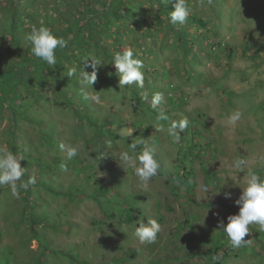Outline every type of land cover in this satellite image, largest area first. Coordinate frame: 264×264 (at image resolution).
Here are the masks:
<instances>
[{
	"label": "rangeland",
	"instance_id": "rangeland-1",
	"mask_svg": "<svg viewBox=\"0 0 264 264\" xmlns=\"http://www.w3.org/2000/svg\"><path fill=\"white\" fill-rule=\"evenodd\" d=\"M30 1L45 9L38 22L45 26V19L50 20L59 30L57 37L64 32L56 11L61 8L65 15L78 7L77 0L72 5L68 0H61L63 5L59 0ZM7 4L0 0V18ZM143 4L141 10H147ZM187 6L188 19L206 22L197 26L203 32L176 27L187 32L180 41L166 23L153 20L141 34L128 31L124 50L143 61L144 75L145 68L153 69L151 82L142 89L94 83L87 91L99 97L97 102L86 99L77 78L67 75L75 69L74 60L59 69L63 91L77 104L86 102L98 125L110 123V133L78 120L53 82L27 119L17 117L25 110L22 106L15 113L9 102L2 107L0 148L12 151L9 140L16 137L23 165L36 182L26 191L19 189L18 196L8 186L0 187V264H264V231L257 225H249L245 240L251 243L239 248L229 247L218 227L219 221L226 225L229 215L239 213L235 201L244 186V173L229 165L242 157L248 161L246 171L264 179V0H187ZM113 43L111 36L103 39L110 50ZM247 43L257 53H243ZM6 44L0 36V66L3 57L19 61ZM89 54L105 63L97 76L108 71L98 52ZM72 57L78 58L77 52ZM155 93L162 94L164 104L153 109ZM168 93L178 102L167 101ZM237 110L241 119L229 125L228 116ZM161 111L169 119L157 122ZM33 117L36 122L29 121ZM16 118L19 127L13 136ZM183 118L189 126L174 142L168 128ZM135 139L154 146L160 163L147 185L116 158L123 151L135 156L140 151L139 145L135 152L130 148ZM61 143L79 146L78 155L69 160ZM187 173L191 176L186 179ZM226 192L231 198H225ZM149 218L157 219L163 230L155 243L142 244L135 227ZM217 255L219 261L213 259Z\"/></svg>",
	"mask_w": 264,
	"mask_h": 264
},
{
	"label": "trees",
	"instance_id": "trees-1",
	"mask_svg": "<svg viewBox=\"0 0 264 264\" xmlns=\"http://www.w3.org/2000/svg\"><path fill=\"white\" fill-rule=\"evenodd\" d=\"M143 1L146 3L147 10H141L144 7ZM7 7L4 8L5 16L0 18V36L3 42L8 46V52L15 54L19 61H10L3 57V62L0 66V115L2 107L6 102L10 103V110L15 113L16 106H22L25 110L17 117H29V111L35 109V104L39 101H44L43 93L47 86L53 82L56 85V90L59 94L62 103L67 106L71 113L78 120H87L91 125L97 124L94 116L88 110L86 102L77 104L74 98L69 97L63 91L65 80L61 81L59 76V69L63 68L69 61L74 60L76 75L84 70L88 71L89 62L85 63L88 51L98 52L107 61V72L97 76L98 85H109V82L119 81V74L113 62V57L116 52L124 50V41L128 36V31H136L135 34H141L143 31L150 29L152 23L156 21L161 24L166 23V28L172 34L179 37L182 41V36L186 35V31H176V27L190 26V29L198 31V27L206 25L202 18L191 17L187 19L184 26L180 24L173 25L170 21V12L174 11L173 5L168 3V0H77L78 7L72 6L71 10L62 15V9L56 11L59 14V20L62 21L63 34L62 37L68 41V45L64 49L56 50V66L53 68L46 62L38 60L31 53V44L26 41L22 42V34L30 32L33 25H40L38 18L42 12L41 7L31 4L30 0H7ZM65 2V1H64ZM58 4L63 5V1L59 0ZM67 5H72V0H68ZM187 4V0H186ZM121 22L120 25L118 23ZM30 23V24H29ZM30 25V28H26ZM129 25V26H127ZM127 26L126 28H124ZM45 27L49 28L56 36L59 30L55 28L50 20L45 19ZM196 27V28H195ZM175 28V29H174ZM195 31L192 37H196ZM198 32H203L199 30ZM113 37V48L110 50L108 46L103 44V39L106 37ZM22 37V38H21ZM6 41V42H5ZM186 45V44H183ZM189 46V44H187ZM189 48V47H188ZM187 48V49H188ZM72 52H77L78 58L72 57ZM257 51L252 47V44H245L243 53ZM188 53L190 51L188 50ZM10 61V62H9ZM145 84L151 82V74L153 69L145 68ZM73 76L77 78L78 76ZM72 77V78H73ZM68 83V80H67ZM153 83V81H152ZM23 88V90H19ZM82 96V94H81ZM23 97L28 98L29 101H21ZM169 102L177 101V98L168 93L166 98ZM178 102V101H177ZM164 104V100L162 103ZM33 109V110H34ZM31 122H36V118H31ZM14 122V131L12 135H16V130L19 127V119L16 118ZM103 122L101 125H95L100 132L110 133V123ZM16 137H11L9 145L14 154L18 157L22 155V148L15 142ZM25 157L20 161L22 167L26 169L23 179L33 177L28 173V169L23 165ZM191 176V173L186 174V179ZM78 198V197H77ZM193 200V199H192ZM140 210L137 212V219L140 216ZM133 257V255H132Z\"/></svg>",
	"mask_w": 264,
	"mask_h": 264
},
{
	"label": "clouds",
	"instance_id": "clouds-1",
	"mask_svg": "<svg viewBox=\"0 0 264 264\" xmlns=\"http://www.w3.org/2000/svg\"><path fill=\"white\" fill-rule=\"evenodd\" d=\"M168 3L173 5L174 11L170 12V21L173 25L184 24L189 16L190 9L186 4V0H168ZM259 38V33H256ZM25 39L31 44V53L38 60L46 62L49 66H56V50L64 49L68 45V41L63 37L55 36L52 31L40 25L39 27L33 25L30 32L25 36ZM264 42V41H262ZM90 61V67L93 69L91 73L84 70L80 73L77 80L81 85L82 94L86 99L99 101L98 96L90 95L87 89H93L94 83L97 81V71L100 66L105 63L95 55L89 54L85 63ZM119 74V88L123 89L125 86L135 85L138 88H144L145 75L142 71L143 61L136 58L132 50H123L116 52L113 57V62ZM67 75L73 77L76 75L75 69H68ZM143 99L148 100V94H143ZM163 96L160 93L153 94L151 98V106L156 109L161 105ZM242 113L237 110L231 113L227 118L229 125H235L241 119ZM157 122L166 121L169 117L160 112L157 115ZM189 121L183 118L179 121H173L168 128V135L173 138L174 142L181 140L180 133L187 129ZM157 131L162 130L156 127ZM140 146V151L135 155H130L128 151H123L116 157L119 163L124 167H131L134 170L135 176L141 184L147 185L148 182L158 174L160 163L156 158V149L151 144L146 143L144 139H135L130 145L133 152L136 151L137 146ZM111 148V142L108 143ZM60 149L66 152L69 160L76 157L79 153V146L60 144ZM23 157H18L12 151L6 148H0V187L8 186L13 196L19 195V189L28 190L31 185H34L35 177L23 179L26 169L21 166L20 161ZM248 161L242 157L236 158L229 167L238 173H244V186L239 198L235 204L239 206V213L229 215L227 217L228 223L225 225L223 220L219 221L218 227L226 234L229 242V247L239 248L242 245L247 246L251 240H245L249 234V225L255 224L258 226V231H264V179L251 170H247ZM228 183H225L226 185ZM225 198H231V193L226 192ZM162 226L157 219L149 218L146 222L139 221L135 227V236L142 244H153L157 241L158 234L162 232ZM214 260L219 261L220 256L213 257Z\"/></svg>",
	"mask_w": 264,
	"mask_h": 264
}]
</instances>
